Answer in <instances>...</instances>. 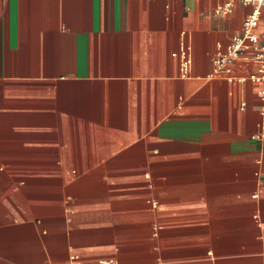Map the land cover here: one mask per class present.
<instances>
[{"label":"crops","instance_id":"obj_1","mask_svg":"<svg viewBox=\"0 0 264 264\" xmlns=\"http://www.w3.org/2000/svg\"><path fill=\"white\" fill-rule=\"evenodd\" d=\"M251 11L0 0V264H264L263 85L210 78Z\"/></svg>","mask_w":264,"mask_h":264},{"label":"built area","instance_id":"obj_2","mask_svg":"<svg viewBox=\"0 0 264 264\" xmlns=\"http://www.w3.org/2000/svg\"><path fill=\"white\" fill-rule=\"evenodd\" d=\"M244 4L252 7L251 13L243 22L242 31L235 36L227 49L214 58L210 78L225 79L231 82L252 81L262 84L263 89L260 96L264 101V33L259 32L261 26L262 9L264 0H241ZM231 4L221 7L219 12L230 11ZM179 62L180 76L188 79L191 76L193 58L192 46L188 40L187 33H181L180 47L172 54ZM242 59H253L258 64V72L248 77H237L234 75L235 64ZM260 137L264 138V125ZM72 264H84L74 260Z\"/></svg>","mask_w":264,"mask_h":264}]
</instances>
